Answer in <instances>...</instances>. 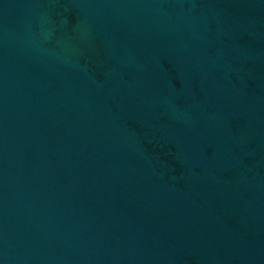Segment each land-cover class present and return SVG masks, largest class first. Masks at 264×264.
<instances>
[{
    "label": "water",
    "instance_id": "95a60500",
    "mask_svg": "<svg viewBox=\"0 0 264 264\" xmlns=\"http://www.w3.org/2000/svg\"><path fill=\"white\" fill-rule=\"evenodd\" d=\"M0 264H264V0H0Z\"/></svg>",
    "mask_w": 264,
    "mask_h": 264
}]
</instances>
